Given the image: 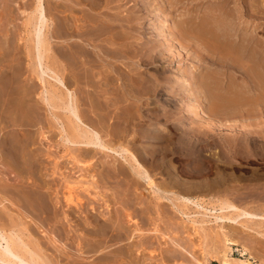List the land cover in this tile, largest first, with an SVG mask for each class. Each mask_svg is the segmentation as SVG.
I'll use <instances>...</instances> for the list:
<instances>
[{"label": "bare ground", "instance_id": "bare-ground-1", "mask_svg": "<svg viewBox=\"0 0 264 264\" xmlns=\"http://www.w3.org/2000/svg\"><path fill=\"white\" fill-rule=\"evenodd\" d=\"M111 1L34 0L33 4L29 2V4H32H30L32 8L31 11L28 12L30 13L29 22H25L27 25H34V29L31 30L32 35L30 36L29 34L30 38L33 37V39L31 38L33 44L30 47L31 63L33 62L32 67L30 66L32 68V73L36 74L43 82L44 91L47 94L44 97L42 96L44 99L43 102L45 101V103L54 108V110L56 108H63L69 114L71 127L67 129L62 126L64 133H66V138L64 135L62 137L67 139L71 145H79L78 150L83 148L82 150H85L84 152H87V154L88 152H94L96 155V153H104L105 151L118 152V150H122V153H129L141 166L139 172L141 173V177L145 179L149 178V181L156 185L160 183L157 184L154 181L149 170L160 171L161 174L166 175V180L164 182H166V185L168 184L167 186L169 188L163 184L164 182L159 188H165L163 189L165 192H175L178 190L181 194L180 196L175 195L173 200L177 201L176 206L178 209L184 212L185 207L187 208L190 206L191 208V205L194 203L197 204V206L202 204L188 197V195L186 196L184 193H190L192 190L197 191L196 189H201L202 186L197 185L198 183L196 184L193 181L183 180L179 175L180 171H177L174 165L168 164V162H170L167 161L169 157L170 160H186L187 163L181 171L182 175L190 178L199 177L202 179L201 181L205 182L204 184L210 182L208 181L210 179L209 176L216 166L214 161L222 160L221 163L224 166L230 163L228 162L229 160H236V158H243V156L246 158L255 157L264 160V125L255 121V119L258 118H255L256 115L261 112L259 110L264 109V38L260 37L259 21L256 22L257 19L260 20L261 18L258 14L264 9V0H232L234 6H232L233 3L231 5V0H200L198 4H196L195 1L198 2L199 0H189V2L191 1L190 3H187L186 0H149L144 4L141 3L142 0H133L134 7L139 5V7L141 6L140 10L146 11V16L140 14L141 19L152 15L154 10L166 12L169 8L173 9L174 13L171 18L173 23L171 20L170 23H172L174 29L177 28L180 31L182 30L181 36L183 41L189 42L192 45L194 44V49L201 51V55L203 56L202 60L206 63V67L199 70L198 67L191 65L189 70L183 71L182 74L180 73L184 75V81L182 80L181 83L180 81L178 83L177 80H174L172 77L163 78L160 74L164 69L160 70L158 65L155 64L162 62V60L166 58L168 60V58H170L172 54L177 53V51H186V53L191 56L195 54L191 60H194V58L197 60L199 54L196 55L197 52L191 51V47L188 48V46H184L181 40H178L174 35L169 33L168 29L170 25L167 23V20H164L163 25L160 23L158 27L154 24L157 33H155L154 29L150 32L146 29L142 31V27L138 25V27H136L134 22L135 19L132 17L133 12L129 10L132 4L125 6L124 4L127 3L122 4V1L124 2L126 0H117L115 2L118 3L115 5L112 4L114 0ZM127 1L130 2V0ZM25 2L28 1L25 0ZM47 2L52 3V7L50 8L52 12L49 11L48 8V11L51 12V16H49L50 14L46 8ZM15 4L16 0H0V21L4 15H7L6 17L9 18L14 16ZM161 5L164 9H159ZM17 6L19 7L18 4ZM113 9H117L118 11L112 13L111 10ZM124 11L127 12L126 15ZM140 15L138 16L139 18ZM26 16L28 17V15ZM247 18H250L249 20L252 23ZM5 19L6 18L1 22L5 23ZM11 21L14 22L15 20ZM4 25L5 24H3V26ZM0 29V32H3V29ZM117 29H120L118 32L123 34L118 40L112 38L113 35L117 33ZM29 31L30 30H28V32ZM8 32L7 36L11 34L10 32L12 31ZM133 33H137L141 39L143 37L146 39L144 43L145 47L143 46L140 52V61L137 63L138 65L133 61L137 65L135 67L133 64V66L137 70L138 68L140 69L142 65H146L148 70L151 71V69H153L155 73H158L157 75L151 74V72H145L146 76L136 77L127 73L128 71H125L116 64L118 61H121L125 66H131V68H133L132 63H129V59H131L129 56L131 50L128 51V48H130V36H127V34L132 35ZM158 34L159 36L165 37L164 39L167 37V39L162 40V38H160L161 41L157 40L156 36ZM107 36H109L110 39L106 38ZM170 36L171 39H169ZM12 39L11 42H9V39L8 41L6 39V41L10 44L12 42L15 44L17 39L13 41ZM133 43L134 42H131V45ZM164 46L165 49L163 48ZM12 48H14V46L11 47V49ZM65 48H67L68 51L64 50ZM5 49L6 52H8H4L6 54H1L7 56L2 60L8 59L9 56L13 59V57L17 55H14V52L17 50L18 53L19 50L16 49L13 51L15 48L11 50L9 47L7 50V48L0 46V52L2 50L5 51ZM10 50L13 51L14 56H11L12 52ZM9 51L11 54L8 56ZM50 52L53 54L51 53V55ZM131 57L134 58V56ZM49 58L50 60H48ZM10 62L13 61L10 60ZM212 64L218 65L217 67L220 66L223 70L217 71V69L211 66ZM103 68H106L105 71L109 74L111 72H116L118 74V77L112 76L113 78L109 74L106 75V83L114 81L113 83L111 82L112 84H109L110 86H114L116 84L115 82L120 79L121 82L119 81V86L124 91L126 99L134 100V103L138 106L137 109L129 104L121 103L119 100H121L122 97L115 99V97L107 94V92H110L113 88L111 87L112 89H108L107 91L103 88L105 83L103 84V77L100 76ZM176 70L175 74L179 72V70L181 71V69ZM228 70H232L231 73L233 72V75H235L232 81H227V78L225 79V77H223ZM216 71L218 75L213 74ZM48 73L54 78V83L49 80L47 81L46 74ZM191 74L193 76H191ZM7 75V72L0 68V156H3L6 160L5 169L8 173H13V171L15 172L17 170L19 171V176L22 178H24V175H27V173L36 176L38 165H36L34 161L35 156L32 148L35 142L33 140H26L20 142V144L17 137V134L21 132L30 135L32 130L23 123L16 124L14 125L15 127H12L11 122L15 121L16 109L20 108V110L23 111L24 102L32 99L34 93L36 95L34 88L31 86L37 81H35L34 84H30V90L25 88L26 86L22 89H18L17 86L15 87V84L17 85L21 78L19 79L17 74L10 77ZM6 76L9 78L3 79ZM179 78L181 77L179 76ZM176 79H178V77ZM21 81L26 85L25 80H20L19 83H21ZM68 85L74 86L70 88ZM19 94H21V96L18 98ZM116 94L119 95L118 92ZM112 98H114L113 101ZM114 100L116 101L114 102ZM179 100L183 101L181 102L182 104L185 102L186 107H182ZM146 102H149L153 107L144 109V104ZM25 106H27V104ZM11 108H13V111H10L11 113L9 116L7 110ZM27 112L24 113L30 116ZM26 121L28 122V120ZM142 121L149 122L150 125L155 128H150L147 125L145 126ZM229 121L232 123L235 122V124H229ZM161 124H164L166 128L162 129L160 127ZM41 129H43V127ZM16 130L19 133H16ZM40 135L44 137L45 134L41 131ZM22 137H24V135H22ZM67 140L66 142H68ZM139 143L149 144V146H141ZM213 147H220V149L218 148L217 159L214 157V154L208 153ZM131 148H133L136 153L132 152ZM37 158L38 157H36V159ZM125 159L127 161L129 160L128 157ZM198 162H200V164ZM146 167H150L151 169ZM115 169L116 175L124 174V163L119 162V164L115 166ZM215 170H217V167ZM0 173L4 172L2 171ZM224 173L221 171L218 172V178H215V185H220V187L225 185L224 187L226 188L227 178H225ZM32 175L31 177H33ZM258 178L260 177L258 176ZM7 179L4 178L0 180V184L2 182L4 189H6L7 186L9 187L7 183L9 180ZM80 181L78 182L80 183ZM137 184H139V181ZM14 185L17 187V183ZM43 185L39 186L41 190L38 188L35 195L31 196L24 193V196L26 198L28 197L33 202L34 208L38 210L41 215H48L49 217L50 213L53 215L50 201L54 199L47 195L45 191H42L44 186H46ZM67 185L69 186L70 184ZM75 185L74 187H76ZM233 188L235 191L238 190L236 187ZM10 189L9 187L8 190ZM68 189V193L65 194V197L63 196L64 199L63 197L62 199L59 198V192L58 195L57 192L55 193V207L59 204L60 206L65 205V207H71L72 204H74L77 206L75 207L78 208V206L80 207V205L83 204L81 203L82 201L76 200L77 197L76 195L74 196L76 191L74 193L72 187ZM232 189L226 188L225 192L226 190ZM235 191L234 193H238ZM231 193L233 192L231 191ZM255 194H253V196ZM160 197L163 198L161 195ZM81 199L83 200V198ZM217 201L223 212L231 211L229 215L233 212L241 217L242 215L246 217L257 215L256 211L254 213L249 209L241 208L229 197H220ZM203 202L205 201L203 200ZM190 203L192 204L189 205ZM203 205L205 204L203 203ZM217 208L219 209L218 206ZM186 210L185 212H188ZM223 212L221 211L220 213L223 214ZM55 215L57 216V214ZM229 215H227V217L230 218L231 216ZM128 216L130 217V215ZM41 218L42 217L39 219L41 220ZM99 221L100 220L95 219L94 222L99 226ZM196 221L197 220H194L193 222ZM103 223L104 222L100 223V232L102 238L106 241L108 240L107 243L122 238L121 235L118 236L113 234L116 229L120 231V229L123 228L120 223L117 224L118 228H112L111 225L109 226ZM5 230L6 226L5 228L0 226L1 234ZM94 234L96 235L97 233ZM22 236L23 235H21V237ZM21 237L18 238L11 234L7 236L6 234L5 239L8 250L0 249V261L4 264H56L51 259H48V257L44 255L45 253L43 254V249L33 248L31 246L32 242L29 243L24 240L25 236H23L24 238ZM101 243H104L105 246V242L102 241L100 244L98 243L99 247L97 244L89 248V251L99 259L97 264H119L120 258L127 257L124 256L125 253L122 251L119 253L120 250L118 252L119 254L115 255V258L106 256L103 253H101L100 256L98 250ZM102 254L105 256H102ZM226 258L227 256L224 260L222 259V264H228L229 261Z\"/></svg>", "mask_w": 264, "mask_h": 264}, {"label": "rangeland", "instance_id": "rangeland-1", "mask_svg": "<svg viewBox=\"0 0 264 264\" xmlns=\"http://www.w3.org/2000/svg\"><path fill=\"white\" fill-rule=\"evenodd\" d=\"M26 1L28 2H25V0H16L15 13L13 14L14 16L12 18H9L6 17L7 15H4L1 18V21L4 20V18L6 19L5 23L0 21V28L3 29V32H0V46L7 48V50L8 47L11 49V47L14 46L15 49L12 48L11 50L14 49L13 51H15L16 49H19V54L16 50V52H14V55L17 54L18 56H16L18 58L15 56L12 59V57L10 58L9 56L11 54L10 50L8 54V59L2 60L6 58L7 55L4 56V54L8 52H6V49L5 51H3L4 49L2 48L3 52H0V62L7 66L5 67L0 63V68L1 70H5L9 77L13 75L15 76L17 74L18 78H21L20 80H25L26 85L22 81L21 83H19L20 80L18 81L17 85L15 84V87L17 86L18 89H22L26 86L25 88H28V90H30V84H34L35 81H37L34 85L31 86L34 88L36 95L34 93L32 99H29L24 102L23 111L20 110V108L16 109L15 121L17 122H10L12 127H15L14 125L16 124L23 123L24 125L29 126V128H31L32 132L30 135L28 133L25 134V132H21L20 134H17V137L19 143L26 140H33L35 142L32 148L33 154L35 156L34 161L36 165H38V171L36 176L27 173L28 176L25 174L24 178L19 176V171L17 170L15 172L13 171V173H8V171H6L5 169L6 160L3 158V156H0V158L2 157L0 159V172H4L0 173V180L8 178L7 180L9 181L7 183L11 188L10 190H8L9 187L7 186V188L4 189L2 186V182L0 184V188L1 190H3H0V226L4 228L6 226V230L2 232V234L0 233V249L8 250L5 237L6 234L7 236L11 234L18 238L21 237V235L25 236V238L23 236L21 238H24V240L28 241L29 243L32 242L31 246L33 248L35 247L36 249H43V254L45 253L44 255L56 264H97V261L99 259H97V256L94 255L91 251H89V248L93 245H97L98 243L100 244V242L102 241L105 242V246L104 243H101L100 248L98 250L100 256L101 253H103L106 256H111L115 258V255L121 253V251L125 253L124 256L127 257L120 258L119 264H213L214 262L222 264L221 262L224 256H227L226 259L229 261L228 264H264V160L255 157L246 158L245 156H243V158H236V160L232 159L233 161L229 160L228 162L230 163L224 166L221 163L222 160L214 161V164L216 165L215 169L217 167V170L214 169V171L209 176L210 179L208 180L213 184L210 182H206V184H204L205 182L201 181L202 179L199 177L190 178L182 175L181 171L183 170L184 165H186L187 163L186 160H170L169 157L167 161L170 162H168V164H172V166L174 165L176 170L180 171L179 175L180 177H182L183 180H189L190 182L193 181L196 184L198 183L197 185L202 186L201 189H196L197 191L192 190L190 193H184L186 194V196L188 195V197H191L193 200L202 203L199 204V206H197V204L195 203H190L189 205L192 204L191 208L190 206H188L189 208L185 207V210L187 209L186 211H188L189 213L185 212V210L184 213L179 210L176 206L177 201L173 200V197L175 195L180 196L181 193L178 190L175 192H165L163 190L165 188H159L163 184H165V186L168 185H166V182H164L166 180V175L161 174L160 171H155L152 170L150 167H146L148 169H151L149 171L154 181L157 184L160 183L156 185L149 181V178L145 179L141 177V173H139L141 170V166L138 162H136L137 160H135V158L129 153H122V150H118L119 153L116 151H105L104 153H96L95 155L94 152H88L87 154V152H84L85 150H82L83 148L78 150L79 145H71V143L67 139H65L66 133H64L63 128L70 129L71 127V121H69V114L63 108H56L54 110V108L48 106L45 101L43 102V97L47 95L44 91V87L42 84L43 82L40 80L39 77H37L36 74L32 73L31 67L33 62L31 63L32 58L30 56V47L33 44V37H31V39L30 36L32 35L31 30L34 29V25H27L25 21L29 22L30 13L28 12L31 11V5L34 3V0ZM115 1L117 0H114L112 4L117 5L118 2L116 3ZM132 1L133 0H130V2L127 0L124 2L122 1V4L127 3L124 4L125 6H129L130 4H132L129 10L133 12L132 17L136 20H134L136 27H142V31L144 29H146L148 32L152 31V29H154L155 31L156 27L160 26V23H162L163 25L164 20H167V23L170 25V28L168 29L169 33L174 35L178 40H181L184 46H188V48L191 47V51L197 52L196 55H200H198L197 60L196 58H194V60H191V58L195 54L191 56L187 54L186 51L182 50V52L177 51L178 54H172L171 57L168 58V60L166 58L165 60H162V62L156 63L155 65H158L160 70L164 69L163 72L160 74L163 78L172 77L174 78V80H177L178 83L179 81L181 83L182 80L184 81V75L181 74L183 73V71L189 70L191 65L198 67L199 70L206 67V63L202 60L203 56L201 55V51L195 50L194 44L192 45L189 42L183 41V38L181 36L182 30L180 31L177 28L174 29V27L172 26L173 21L171 20V18L172 14L174 13L173 9L169 8V12L168 10L166 12L154 10L155 14L153 13L152 15L141 19L140 14L145 15L146 11L144 12L143 10H140L141 6L139 7V5L134 7V1ZM148 1L149 0H142L141 3L144 4ZM186 1L187 3L189 2V0ZM29 2H31L32 4L30 3V5ZM195 2L196 4H198L200 0L198 2ZM49 3L50 2L46 3L47 11L48 8L49 11H51L50 8L52 7V3ZM17 4L19 5V7L17 6ZM231 5L234 6V2L232 0ZM162 7L163 6L161 5L159 9H164ZM16 8L18 11L16 10ZM114 10L115 9L111 10V12L115 13L118 11L117 9L115 11ZM51 12H49V14ZM126 13L127 12L124 11L125 15ZM166 13L168 14V16ZM26 15H28V17ZM139 15L140 18L138 17ZM49 16H51V14ZM258 16L261 17L260 20H256V22L259 21L258 25L260 26V37L264 38V26H262L264 25V9L258 14ZM247 19L249 20L250 18ZM11 20L15 21L13 22ZM170 20L172 21V23H170ZM3 24L5 25L3 26ZM154 24L155 26H157L155 27ZM28 30L30 31L28 32ZM118 30L120 29H117V33L112 37L113 39L118 40L120 36L123 35L122 33L118 32ZM8 31H12L10 32L12 35L9 34L7 36V33H9ZM155 33L157 32L155 31ZM127 36H130V48H128V51L131 50L129 53L131 59H129L130 61H126L132 63V66L134 64L136 67L138 65L137 63L140 61L141 49H143V46L145 47L144 43L146 39L145 37H143L142 39L139 38L137 33H133L132 35L127 34ZM158 36L159 34L156 36V39L159 41H161L160 38H162V40L167 39V37L166 39H164L165 37ZM10 38L17 39L16 42L14 41L15 44L13 42V45L12 43H9L11 42ZM106 38L110 39L109 36H107ZM6 39L7 41L9 39V42H7ZM14 39H12V41ZM169 39H171V36L169 37ZM131 42L134 43L131 45ZM163 48L165 49V46ZM64 50L68 51L67 48H65ZM13 51H11V56H14ZM51 53L52 52H50V54ZM131 56H134V58ZM10 60L13 62L15 61L16 63L10 62ZM48 60H50V58ZM133 61H135L137 65ZM116 64L123 68L125 71H128L127 73L136 77L146 76L145 72H151V74L155 75L158 74L155 73L153 69H151V71L148 70L146 68V65H142L140 69L138 68L136 70L134 66L133 68H131V66H125L121 61H118ZM211 66L217 69V71L223 70L220 66L217 67L218 65L212 64ZM175 68L181 69V71L179 70V72L175 74ZM105 70L106 68H103L105 74L103 73V71H101L100 73V76L103 77L102 82L103 84L105 83L103 85V88L105 89V91H107L108 89L111 90L112 88L114 89H112L114 92L112 90L110 91L111 93L113 92L112 94L109 91L107 92V94L109 96L111 95L112 97H115V99H119L122 97L121 100L123 99L124 102L123 100H119L121 103L129 104L135 109H137L138 106L136 105V103H134V100L132 101V99H126L124 91L119 86L120 79L115 82L116 84L114 83L115 87L109 85L111 82L113 83L114 81L106 83L105 77L109 73H107ZM217 71L213 74L218 75ZM231 71L232 70H228V72L225 73L223 76L225 77V79L227 78V81H232L233 76H235L233 75V72L231 73ZM109 75L111 77H118V74L116 72H111ZM7 76L3 79L9 78ZM179 76L182 79L179 78ZM191 76L193 75L191 74ZM177 77L178 79H176ZM46 79L47 81L49 80L54 83V78L51 76L50 73L46 74ZM237 80L241 81L240 79ZM106 84H108L110 87ZM71 86L72 85H68V87L70 88H73L74 85L72 87ZM115 92H118L120 96ZM20 96L21 94L18 95V98ZM113 99L114 98H112V101ZM115 101L116 100H114V102ZM179 102L181 105V102L183 101L179 100ZM121 103L119 104L122 105ZM148 103L149 102H146L144 104V109H149L153 107V105H150V103ZM26 104L27 106H25ZM184 104L185 102L181 106L186 107V104ZM12 109L13 108L7 110L9 116L11 113L10 111ZM259 111L261 112L256 115L255 118H258L255 119V121H258V123L264 125V109H260ZM24 112H27L30 116H28ZM26 120H28V122ZM39 122L42 123L40 124ZM142 123H144L145 126H149L150 128H155L154 126H151L149 122L142 121ZM229 124H235V122L232 123L229 121ZM42 127L43 129H41ZM160 127L162 129L166 128L164 124H161ZM41 131L44 132V137L43 135H40ZM16 133L19 132L17 131ZM22 135H24V137H22ZM63 135L65 136V138L62 137ZM66 140L68 142H66ZM141 146L148 147L149 144L147 145L145 143H142ZM218 148L220 149V147H213L211 148L212 151L210 150L211 152L209 151L208 153H212V155L214 154V157L217 159V152L219 151ZM131 150L132 152L136 153L133 148H131ZM36 157L38 158L36 159ZM126 157H128V161L125 159ZM119 162L124 163L125 173L116 175L115 166L118 165ZM198 163L200 164V162ZM219 171L223 173L225 171L224 175L225 178H227L226 181L228 183H226V188L232 189L233 187H236V189L238 190L235 191V189L233 188L234 190H226L225 192V185L221 186L223 188H221L220 185H215ZM31 175L34 178L31 177ZM17 176H19L20 178ZM258 176L260 178H258ZM80 180L83 182H81ZM78 181H80V183ZM138 181L139 184H137ZM15 182L17 183V187L14 185L16 184ZM43 182L46 186L43 185ZM39 183L40 185L44 186L42 191H45V193H47V195H49L54 200L56 197V192L57 195L59 192L58 196H60L59 198L62 199V197H65V194L68 193V188L72 187L73 192L75 193L76 191V193L74 194V196L76 195L77 197H75L76 200H79L80 202L82 201L81 203L85 205L81 204L83 205H80L81 208L79 206L78 208H76L77 206L74 204H72L71 207H65V205L60 206V204L55 207L54 200H51V212L53 215H51L50 213V218L48 217V215H41L39 211L34 208L33 202L28 197L26 198L24 196V193L29 194L31 196L35 195L38 191V188L40 189ZM86 183L89 184L87 185ZM199 183L202 184L200 185ZM67 184H70L72 186H68ZM74 185L76 187H74ZM155 186H157L159 189ZM167 188L169 187L167 186ZM231 191L233 193H231ZM234 191L238 193H234ZM166 193L168 194V196ZM239 193H241L242 195ZM253 194L255 195L253 196ZM160 195L163 198H161ZM79 196L83 198V200ZM220 197H229L241 208L249 209L251 212L253 211L254 213L256 211L257 215L250 217L242 215L241 217L237 216V213L235 214V212H233L235 215L233 213L229 215V212L231 211H224L225 213L228 212L227 214H225L223 210L220 209L219 202L217 201L220 199ZM198 198L199 200L201 199L200 201L202 202H200ZM213 199H215L217 202ZM203 200L206 203L203 202ZM203 203L205 205H203ZM217 206L219 207V209L217 208ZM221 211L223 212V214L220 213ZM53 212L57 214V216ZM128 215H130V217ZM227 215L231 216L233 219L231 217H227ZM233 215L236 217H234ZM40 217H42L41 220L39 219ZM95 219L100 220L99 226L95 224ZM193 219L197 221L193 222ZM102 222H104L103 224H107L109 226L111 225L112 228H118V223L122 225L123 228L120 229V231L119 229H116L113 233L114 235H121L122 238L117 240L119 242H117L116 240H112L107 243L108 240L106 241L104 238H102L100 232V223ZM94 233L97 234L95 235ZM36 243H39L40 245L38 244V246ZM103 254L102 256H105ZM0 264L4 263L0 261Z\"/></svg>", "mask_w": 264, "mask_h": 264}, {"label": "trees", "instance_id": "trees-1", "mask_svg": "<svg viewBox=\"0 0 264 264\" xmlns=\"http://www.w3.org/2000/svg\"><path fill=\"white\" fill-rule=\"evenodd\" d=\"M213 264H218V263H215V262H214Z\"/></svg>", "mask_w": 264, "mask_h": 264}]
</instances>
